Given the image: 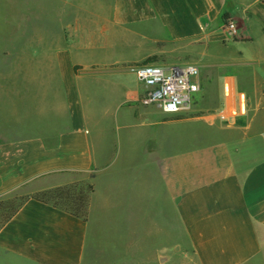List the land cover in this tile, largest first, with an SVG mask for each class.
<instances>
[{"label":"crops","instance_id":"0c3cea01","mask_svg":"<svg viewBox=\"0 0 264 264\" xmlns=\"http://www.w3.org/2000/svg\"><path fill=\"white\" fill-rule=\"evenodd\" d=\"M147 59L198 68L199 113L141 103ZM45 178L92 186L86 221ZM8 201L0 264H264V0H0Z\"/></svg>","mask_w":264,"mask_h":264},{"label":"built area","instance_id":"2783aa9c","mask_svg":"<svg viewBox=\"0 0 264 264\" xmlns=\"http://www.w3.org/2000/svg\"><path fill=\"white\" fill-rule=\"evenodd\" d=\"M224 29L228 37L236 36L233 21H225ZM133 73L144 89L141 103L156 106L166 115L187 111L199 91V70L193 64L147 63L135 67Z\"/></svg>","mask_w":264,"mask_h":264},{"label":"trees","instance_id":"16d2710c","mask_svg":"<svg viewBox=\"0 0 264 264\" xmlns=\"http://www.w3.org/2000/svg\"><path fill=\"white\" fill-rule=\"evenodd\" d=\"M221 20L225 22L228 17L224 15ZM92 193L90 184L72 183L38 193L33 199L86 221Z\"/></svg>","mask_w":264,"mask_h":264},{"label":"rangeland","instance_id":"374dc122","mask_svg":"<svg viewBox=\"0 0 264 264\" xmlns=\"http://www.w3.org/2000/svg\"><path fill=\"white\" fill-rule=\"evenodd\" d=\"M150 62L151 63H153V62L156 63L157 62L159 64V62L156 59H147V60L141 62L140 64H147V63H150ZM133 68H135V67H133ZM130 70L133 72V69H130ZM128 81H129L128 82L129 87H131L133 89H135L137 87L138 82H137V80H136V78L134 76L129 75L128 76ZM215 94H216V92H215ZM190 109H191V111H190ZM193 109H194V107L192 105V107H190L188 109V111H189L188 115L193 116V115H196L197 113H199V112H193V111H195ZM53 182H54V180L52 181V179H50V178L49 179H46V178L45 179H39V180L34 181L33 183H31V184L26 186V188H25V192H26L25 193V198L26 199L27 198H33L38 193H41V192L49 190V189H47V187L49 186L50 183H53ZM82 184H86V183H82ZM21 200H22V197L20 196V201ZM16 204H17L16 201H8V202H1L0 203V224H2V222H4L5 219L14 212V210L16 208Z\"/></svg>","mask_w":264,"mask_h":264}]
</instances>
